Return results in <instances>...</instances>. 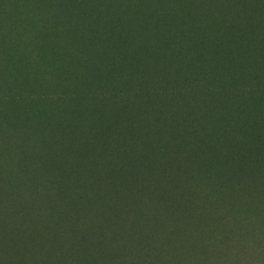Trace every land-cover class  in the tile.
<instances>
[{"label":"rangeland","instance_id":"obj_1","mask_svg":"<svg viewBox=\"0 0 264 264\" xmlns=\"http://www.w3.org/2000/svg\"><path fill=\"white\" fill-rule=\"evenodd\" d=\"M0 264H264V0H0Z\"/></svg>","mask_w":264,"mask_h":264},{"label":"trees","instance_id":"obj_2","mask_svg":"<svg viewBox=\"0 0 264 264\" xmlns=\"http://www.w3.org/2000/svg\"><path fill=\"white\" fill-rule=\"evenodd\" d=\"M200 111V110H199ZM188 120H183L182 122H180V125H179V127L177 128V130H174V131H176V133H175V135H176V138H178V137H181L182 138V135L180 134V133H182L183 134V132L185 131V129H183V127L181 126V124H185L186 122H187ZM226 121V120H225ZM211 122H212V124H213V126H215V125H218V126H220L221 124L218 122V121H214L213 119H211ZM228 122V121H227ZM220 124V125H219ZM226 123L224 122V128H226V129H228V130H234L233 128H229V126H227V125H225ZM206 125H207V132L209 131V129H210V127H211V124H210V120L206 123ZM223 126V125H222ZM196 130V132H197V134H198V131H197V129H195ZM239 132H240V134H242L243 136H247V137H249V140L251 139V138H253V136L255 137V139H257V138H259L257 135H254L253 133H251V132H248L247 130H246V128H243L242 126H241V129L239 128ZM172 133V132H171ZM200 135V134H199ZM200 136H206V134H203V135H200ZM174 137V136H173ZM262 139V138H261ZM160 156H162V155H160ZM164 158H161L160 157V162H164V163H167V161L165 160V156H163ZM171 169V168H170Z\"/></svg>","mask_w":264,"mask_h":264}]
</instances>
